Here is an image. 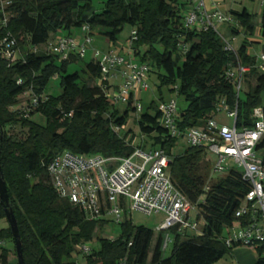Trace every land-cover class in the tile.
<instances>
[{
	"label": "trees",
	"instance_id": "1",
	"mask_svg": "<svg viewBox=\"0 0 264 264\" xmlns=\"http://www.w3.org/2000/svg\"><path fill=\"white\" fill-rule=\"evenodd\" d=\"M4 1L8 3L4 12L9 19L5 29L0 30V39L9 32L16 39L19 53L10 65L0 59V167L7 188L6 207L16 219L24 264H76L70 257L75 245L91 241L95 232L105 225L103 220L86 219L81 208L57 195L46 163L64 150L75 154L129 156L135 147L145 148V141L150 148H163L171 157L169 175L175 186L197 206L198 219L203 221L201 229L183 237L176 234L171 253L165 256L161 232L150 251L153 230L125 219L119 223L118 238L97 236L98 248L84 255V264H213L231 255L237 244L227 246L222 237L224 230L234 223L235 211L249 189L242 173L232 170L209 182L210 162L202 148L187 146L182 153L173 155L178 140L168 139L167 132L157 122L159 112L154 101L134 119L147 140L133 145L132 137L127 143L125 137L131 129L115 132L111 125H126L129 112L135 111L132 99L121 110L107 101L98 83L89 84L99 77V66L94 59L69 73V65L83 58L71 53L66 60L59 61L57 55L41 49L57 33L71 35L61 31L72 28L81 31L84 25L91 36L95 34L115 44L119 33L128 25L137 34V39L127 46L129 56L149 65L159 81V90L163 85H175L173 89L187 102L176 120L177 127L185 129L214 117L222 97L232 107L237 100V125H250L253 108L264 106V75L257 72L254 58L247 54L250 42L244 39L235 52H230L224 49L214 31L185 29L183 13L190 0H106L99 12L93 9L92 0ZM230 13L246 33L253 34L255 27L250 24L251 14L245 8L240 12L231 9ZM260 24L264 33V13ZM230 28L233 36L239 34L236 25ZM182 35H186L188 43L186 52L178 48ZM237 60L250 69L243 98L240 93L236 97L234 86L224 74ZM55 75L61 80V93L45 94L49 79ZM27 91L39 98L29 116L43 113L45 125L22 116V108L30 98L20 109H10ZM153 107L156 110L151 114L148 109ZM21 126L27 128V135L18 139ZM17 127L19 131L12 133ZM262 147L264 143L258 149ZM260 156L264 161V150ZM0 222L6 226L0 227V264H9L11 251L2 242L14 241L2 204ZM256 250L255 264H264V246Z\"/></svg>",
	"mask_w": 264,
	"mask_h": 264
},
{
	"label": "built area",
	"instance_id": "2",
	"mask_svg": "<svg viewBox=\"0 0 264 264\" xmlns=\"http://www.w3.org/2000/svg\"><path fill=\"white\" fill-rule=\"evenodd\" d=\"M258 1L264 7V0ZM219 3V0H190V6L183 13V27L198 32L212 30L223 42L225 50L235 52L230 40L219 31V27H237L238 22H235L232 15L221 11ZM6 4L8 3L4 0L0 1V30L5 29L9 19V15L4 12ZM89 31L88 26L81 27L83 43H79L72 35H56L53 42L49 43L48 52L57 55L59 61L66 60L71 53L84 58L86 49L92 43ZM229 32L231 34L230 30ZM136 39V30L132 29L128 46ZM178 48L182 52L187 51L186 35L179 38ZM93 51V58L99 66V77L103 81L99 85L104 90L107 101L116 105L126 104L132 99L137 117L143 110L138 95L149 89V65L137 62L128 52L126 55L121 54L114 48ZM18 53L16 39L6 32L0 39V59L10 65L15 62ZM247 54L254 58L257 72L264 75V49L256 53L247 51ZM249 72V66L240 64L238 60L225 69V79L234 86L236 97ZM109 77L119 78L113 98L108 93L109 85L105 84ZM30 95V102L22 108L24 117H28L39 102L36 95L32 92ZM157 109V122L167 132L168 139L185 138L188 146L202 148L209 162L211 156L216 157V161L210 166L209 182L221 178L225 171L229 173L237 170L249 183V189L235 211V221L222 237L225 244L255 248L264 246V161L260 156L264 147L258 149L264 143V106L253 108L250 125H237V100L232 107L222 97L216 105V114L224 111L232 119L230 125L218 121L214 116L207 118L201 125L185 129L177 127L179 110L175 99L160 103ZM71 115L72 113H68V116ZM111 127L115 132L124 129V126L115 124ZM129 135L125 137L127 143L130 142L127 140ZM170 162L169 154L159 147L148 150L135 147L129 156L75 154L64 150L46 163V170L57 195L81 208L88 220L119 224L125 219L130 220V212L134 210L148 215L162 214L164 219L156 227V231L163 235L161 249L165 252L176 234L183 237L189 232L197 233L203 223L202 219H198L197 206L173 183L169 175ZM207 188L208 186L205 190ZM200 199L203 201L204 196ZM192 213L195 214L194 217ZM79 250L87 254L91 249L84 243L80 244Z\"/></svg>",
	"mask_w": 264,
	"mask_h": 264
},
{
	"label": "rangeland",
	"instance_id": "3",
	"mask_svg": "<svg viewBox=\"0 0 264 264\" xmlns=\"http://www.w3.org/2000/svg\"><path fill=\"white\" fill-rule=\"evenodd\" d=\"M106 0H92V6L93 9L97 12L101 11L104 5V2ZM194 1V0H193ZM190 6V4L188 5V7ZM218 8L227 13L230 14V10L232 9L233 11H241L243 8L246 9V11L251 14V21L250 24L253 25V27H255V30L253 32L252 35H250L249 33H246V31L244 29H242V27H240V24L237 23V28L240 29V32L238 35H235L233 37V34L229 32V30L231 28L227 29V26H222L219 27V31L224 34L226 36L227 39L230 40L231 45L234 47V49H237L239 47V45L241 44V42L246 39L250 41V47L247 49L248 52L250 53H256L261 51L262 49H264V33L261 32V17H262V13H264V7H262L260 5V2L258 0H224L223 3H221V5L218 6ZM232 17L234 18L235 22L236 19L235 17L232 15ZM130 27L128 25H126L122 31L119 33L118 36V40L116 43H118L117 45L123 44L125 46L124 51H122V54L126 55L127 52V46H128V37L130 34ZM66 33H70L73 37H75V39L79 42V43H83V34L81 33L80 29L78 28H72L70 31H63V34ZM57 35H59L57 33ZM54 40V36L53 38L50 37V39L46 42V44L42 47L41 50L48 52L49 48V43L53 42ZM106 39H102L99 38L98 36L92 35V43L91 45L86 49V53H85V57L83 59H80L79 61L73 63L72 65L69 66V73H72L73 68H77V67H81L84 65L85 62L90 61L93 58V50L94 49H101L104 47V45L107 43L105 41ZM121 51V50H120ZM127 57V56H126ZM60 78L57 77V75L52 76L48 83H47V87L45 89V94L48 95H52V96H58L61 93V83H60ZM98 83V84H102V79L100 77H97L95 79V81H89V84H94V83ZM147 82L149 84V89L145 92L140 93L139 96V101L142 103L143 105V109L149 107L150 103L152 101H154L155 105L158 107L160 103L162 102H167L170 99H175L176 103H177V107L178 110H181L183 108L186 107L187 102L184 100V97L182 95H179L178 92L173 89L175 88V85L172 87H167V86H161V89H158L159 86V81L156 78V74L152 73L151 70L148 73L147 76ZM106 85H109V89H108V93L110 95V98H113L115 95V86H117L119 84V78H113V77H109L107 83L105 82ZM248 89L247 86V80L244 79L243 83H242V89L240 91V95L243 98L245 91ZM31 97L30 92L27 91L24 94L20 95L18 97L17 103L13 106V108L10 109H20L25 103L29 102V98ZM44 97V94H43ZM262 103H264V93H262ZM126 104H122V103H117L116 106L118 108H120L121 110L123 108H125ZM147 110V109H146ZM149 112L151 114H154L155 112V108H150L148 109ZM136 118V114L132 111L129 112V117L127 119L126 125L124 126L123 130H127V129H131V133L130 135L127 137V140H131L132 137V142L134 145H141V141L143 140H147L146 138L144 139L142 133H140L139 128L137 127V124L134 123V119ZM215 118L225 124H231L232 123V119L228 118L225 114L224 111L218 113L215 115ZM28 120L34 122V123H38L40 125H45L46 124V116L41 113V112H34L33 114H31L28 118ZM20 127V126H19ZM19 127L14 128L12 130V133H17L19 131ZM21 132L18 133L19 135L17 136L18 139H22L25 138L27 135V128H24L21 126ZM122 132V129L119 131ZM145 150H148L150 148V145L148 143V141H145ZM188 146V143L186 141L185 138H179L177 141L176 146L172 149V154L173 155H178L180 153L183 152V150ZM216 161V157L213 155L211 156V162L209 163L210 166L213 165V162ZM227 171L223 172L221 174V176H226L227 175ZM191 215H193V217L195 216L194 213H192ZM129 218L131 220V222L134 225H138V226H144L147 227L149 229L153 230V237L151 240V244H150V251H152L154 242L156 240V237L158 235V232L156 231V227L163 221L164 216L162 214H146L143 213L141 211L138 210H134L132 212H130ZM5 224L3 222H0V227H4ZM6 227V226H5ZM121 233V226L118 223H114L112 221H109L108 224H105L102 227L101 231H97V234L95 232L93 238L91 241L87 242L86 245L92 249V248H98V239L97 236H102V237H106L109 239H115L118 238L120 236ZM191 232H189L188 234L190 235ZM224 234H227V230H224ZM188 235V236H189ZM173 237V236H172ZM174 240V237H173ZM174 242V241H173ZM170 243L166 252L163 253L165 256H169L171 253V250L174 246V244ZM4 244V246H6L7 248L10 249V254H9V264H15L17 259L16 256L14 254V243L10 242V241H3L2 242ZM84 244V243H82ZM79 246L80 244L75 245V248L73 249V251L70 254V257L75 261L76 264H84L85 260H84V255L85 253L81 252L79 250ZM231 259L228 256H225L223 258H221L220 260H218L217 262L213 263V264H230Z\"/></svg>",
	"mask_w": 264,
	"mask_h": 264
},
{
	"label": "crops",
	"instance_id": "4",
	"mask_svg": "<svg viewBox=\"0 0 264 264\" xmlns=\"http://www.w3.org/2000/svg\"><path fill=\"white\" fill-rule=\"evenodd\" d=\"M219 1H220L219 5H221V3H223L224 0H219ZM105 41L107 43L101 49L106 50L108 48H114L117 52L121 54L123 53L122 51H124L125 48L123 44L117 45L118 43L113 44L110 43L108 40ZM227 256L231 259L230 264H255L258 259V253L256 248L252 246H244V245H237L233 247L231 255H227Z\"/></svg>",
	"mask_w": 264,
	"mask_h": 264
},
{
	"label": "water",
	"instance_id": "5",
	"mask_svg": "<svg viewBox=\"0 0 264 264\" xmlns=\"http://www.w3.org/2000/svg\"><path fill=\"white\" fill-rule=\"evenodd\" d=\"M7 202H8L7 188H6L3 173L0 167V204H2L4 207L6 220L10 226V230L13 235L17 264H24L23 255H22V246L19 240V233L17 229L16 219L14 217L13 212L6 207Z\"/></svg>",
	"mask_w": 264,
	"mask_h": 264
}]
</instances>
